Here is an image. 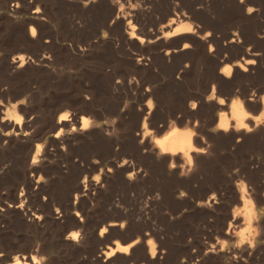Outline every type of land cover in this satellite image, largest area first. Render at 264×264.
I'll return each instance as SVG.
<instances>
[{"label": "rangeland", "instance_id": "obj_1", "mask_svg": "<svg viewBox=\"0 0 264 264\" xmlns=\"http://www.w3.org/2000/svg\"><path fill=\"white\" fill-rule=\"evenodd\" d=\"M86 1L0 0V120L15 109L22 128L0 122V135L12 134L0 140V264H264L263 125L238 143L215 132L240 96L232 89L264 96V0ZM120 6L126 19L114 18ZM173 9L195 29L177 44L187 48L166 56L163 44L128 39L126 22L158 34L178 18ZM244 50L254 63L235 85L222 83ZM23 55V67L12 63ZM174 126L205 138L191 172L157 156ZM125 242L135 243L128 255H103Z\"/></svg>", "mask_w": 264, "mask_h": 264}, {"label": "bare ground", "instance_id": "obj_2", "mask_svg": "<svg viewBox=\"0 0 264 264\" xmlns=\"http://www.w3.org/2000/svg\"><path fill=\"white\" fill-rule=\"evenodd\" d=\"M88 1H94V0H87L86 3ZM89 2V4H90ZM170 4V3H169ZM121 5V4H120ZM176 5V4H175ZM172 6V5H171ZM173 7V6H172ZM177 7V6H176ZM118 8V7H117ZM122 6H120V8H118V12L116 13L115 17L114 18H118L119 16H121L123 19V17L125 18L126 15H128L127 12L125 11H122ZM171 8V7H170ZM174 8V7H173ZM172 9V8H171ZM169 11V9L167 10ZM171 11V10H170ZM182 11V10H181ZM131 12V11H130ZM170 13V16L171 15H175L177 16L178 18H173L171 19L170 21H168L165 25H162L161 27L162 28H165V29H161L160 30V33L158 31V34H155L154 35L151 33V32H146L145 33V37H142V36H139L137 34H135L134 32V28H135V25H133L130 21L129 22H126L127 23V27H128V30H127V34H128V39L132 40H136L139 44L141 45H145V44H163L162 47L165 48V55L166 56H169V55H174L173 53H176V52H179L180 50H183L184 48H187L188 47V44H183V46L181 48H178L177 44L179 43V41H184V40H187L190 38V35H193V33H195V29L193 28V24L190 23V22H187V20L189 21L190 17L187 16L186 14H181L178 15L176 13V9H173V11L169 12ZM132 17V16H131ZM120 18V17H119ZM129 18V17H128ZM126 19V18H125ZM118 20V19H117ZM132 20V19H131ZM199 27V26H198ZM144 30V29H143ZM142 30V31H143ZM146 30V29H145ZM141 31V32H142ZM31 37H34L35 35V30L34 29H31ZM144 33V32H143ZM210 35L209 32H207L206 34L204 35H198L202 40H205V42L207 41L206 39L208 38V36ZM176 39V40H174ZM235 41V39H232L231 42ZM213 48L210 47V51L212 50ZM185 51V50H184ZM183 51V52H184ZM185 53V52H184ZM264 53V52H263ZM243 54L245 55H250L251 53L247 50H244L242 51V56ZM253 54V53H252ZM262 54V53H261ZM260 53H254L253 55L255 57H258L261 55ZM175 56V55H174ZM245 56H243L242 60L243 62H237V63H233V64H226L222 70L220 71V74L221 75L220 77V81H222V83H227V84H232V85H235V81L232 80V78H234L235 75H243L245 76L246 75V71H248L247 69V65H250L251 63H254V62H249L250 60H247L244 58ZM16 59L13 58V64L16 63L18 64V67L21 68V66L23 67V64L26 62V59L23 56H18V57H15ZM227 59V58H226ZM252 61V60H251ZM223 63H226L227 61H222ZM222 63V64H223ZM229 63V62H227ZM221 65V64H220ZM224 65V64H223ZM25 66V65H24ZM186 66V65H185ZM185 66H184V69H185ZM17 67V69H19ZM226 69L230 70V71H226ZM219 80V79H217ZM234 81V82H233ZM238 88V85L236 84V86L234 88ZM241 87V86H240ZM206 88V87H205ZM215 88L216 86L212 88V94H211V97L214 96V92H215ZM242 89L244 87H241ZM208 89V88H206ZM217 89V88H216ZM220 89V88H219ZM240 89V88H239ZM149 90V89H148ZM147 90V91H148ZM244 91V90H243ZM247 92V91H246ZM218 93H221V91L219 92L218 90ZM231 94L233 93H236V94H239L240 96H238L237 99H234L230 102V114L227 115L226 113H222L220 114V116L218 117V121H217V125L215 127V132L216 134L217 133H220L221 135H230V134H234V135H231L233 136L234 138L237 139V143L242 141L244 138H246L248 135H250L252 132H254L255 130H257L259 127H262L261 125H263V128H264V96L260 97L258 99V97L256 98L255 96L251 95V96H247V94H243V93H240L234 92V89H232L230 91ZM229 93V94H230ZM245 93V92H244ZM223 94V93H222ZM225 94V93H224ZM228 94V93H227ZM207 95V94H206ZM193 97V96H191ZM237 97V96H236ZM191 99V98H190ZM194 99V98H193ZM192 99V100H193ZM201 99V98H199ZM204 101V100H203ZM252 102L254 103H259V105L262 106L263 108V112L260 114V115H253L251 114V112H249L247 110V108H251L254 107V106H257V104H253ZM211 103V102H210ZM216 104H217V107L220 109L223 108L226 103H225V99L222 98V97H217L216 98ZM215 104V105H216ZM197 104L196 103H192L190 105V109H195V106ZM209 105V104H208ZM214 105V104H213ZM254 105V106H253ZM152 106H153V103L152 101H149L148 103V109H149V112L148 113H151L150 110L152 109ZM260 107V106H259ZM258 108V107H257ZM193 111V110H192ZM1 112V111H0ZM3 113V112H2ZM258 113V112H257ZM195 114V113H194ZM4 115V114H3ZM148 115V114H147ZM62 117H66V118H63ZM195 118V117H194ZM68 119V115L67 114H62L60 115V118L59 120L57 121V125L59 127V125H66L65 121H67ZM146 121V120H145ZM215 121L214 119L212 120V122ZM0 122L3 124V127L7 130L9 128L12 129V131L16 128L17 130H21V119L18 117L17 113H16V110L14 109L12 112L7 110L6 114L4 117L1 118ZM144 122V121H143ZM211 122V123H212ZM83 127H82V130H86L87 129V126H88V123H86V121H84L83 119ZM147 123V122H146ZM145 124V123H144ZM171 125V124H170ZM173 126V124H172ZM27 127V126H26ZM61 127V126H60ZM169 127V125H168ZM178 127V126H177ZM171 129V130H170ZM170 132H168V134H166L165 137H163V139L159 140L157 143V156H161L160 158H165L167 157L169 159V168L173 169L174 166H176L177 164L174 163V159H176L178 161V169L182 171L185 170L186 171H189V169L192 167V164H193V160L198 156V155H201V153H204L206 152V149L202 146V143L205 142V138H202L199 140V138H196V133L194 131V129H188V128H185V129H179V128H176L175 126L172 128H170ZM16 131V130H15ZM14 132V131H13ZM12 132V133H13ZM71 132V131H70ZM147 130L145 129L144 131V134L142 135V138L147 134ZM16 133V132H15ZM25 133V132H24ZM28 133V131H27ZM53 134V133H52ZM61 134V133H60ZM219 134V135H220ZM11 132L10 131H6L4 132V134H1L0 135V140L2 138H5L7 140L10 139L11 137ZM17 135H20V134H17ZM54 135V134H53ZM59 133L55 134L54 136H51L53 138V140H56L57 138H59ZM40 137V136H38ZM50 137V138H51ZM228 137V136H227ZM52 138L50 140V142H53L52 141ZM4 139V140H5ZM19 139V138H18ZM145 139V138H144ZM49 142V141H48ZM40 150L36 151L34 156H33V159H32V162H31V166H33L35 164V162L37 161V155L39 154ZM156 153V152H155ZM154 155V154H153ZM163 156V157H162ZM159 158V159H160ZM166 158V159H167ZM126 162L123 161V163L121 164V166H123ZM124 166H127V165H124ZM128 168H131L130 166L127 167V170ZM177 168V167H176ZM175 169V167H174ZM130 170V169H129ZM191 170V169H190ZM191 172V171H189ZM194 173V172H193ZM191 174V173H190ZM185 176V174H183ZM188 175V174H187ZM129 176V175H127ZM195 178V176H192L191 179ZM200 178V177H199ZM195 180V179H194ZM198 182V181H197ZM94 183V182H93ZM193 183V182H192ZM191 183V184H192ZM97 182L93 185V187H97ZM86 185V184H85ZM193 186V185H192ZM195 186V185H194ZM80 187V186H79ZM84 187V186H83ZM93 188V189H94ZM101 189V188H100ZM241 201L244 205V208L246 207V210H245V214L243 213V217H245V222L250 224L253 219H254V216H255V209H254V206L252 204V202L248 201V198H246V190L245 188H242L241 190ZM159 197V196H158ZM209 200V198H208ZM207 200V201H208ZM212 200V199H211ZM206 201V202H207ZM21 204V203H20ZM22 206L21 205H18L17 207H20ZM118 206V205H117ZM76 215V214H75ZM239 215V214H237ZM77 216V215H76ZM236 217L233 216V219ZM237 218V217H236ZM232 225V223H230ZM230 224H229V227H228V230L230 229ZM119 224L118 223H110L108 226L109 227H114V226H118ZM233 226V225H232ZM115 228V227H114ZM232 228V227H231ZM228 230H226L225 233H228ZM107 231V228L104 227L102 230H101V236ZM230 232V231H229ZM75 234V232H74ZM230 235V233H229ZM245 235V234H244ZM69 237H71V239L74 241L77 236L76 235H69ZM68 238V237H67ZM69 239V238H68ZM71 240V241H72ZM78 240V239H77ZM130 240V239H129ZM129 240H125L126 242H128ZM244 240V239H242ZM125 242V244H126ZM138 242V241H137ZM135 241V243H137ZM243 242V241H242ZM134 242H129L127 243L126 245H122V244H119L117 243L116 244V247L113 249V250H107V251H103V255L106 257V258H110L111 256L113 257V255L115 254H125V255H128L129 251L131 250L130 248L134 247L135 245ZM249 245V244H248ZM152 246V245H151ZM155 249L154 247H151L150 249V253H149V258L150 260H152L154 257H155ZM18 258V257H17ZM155 259V258H154ZM23 261V260H22ZM12 264H22L20 262V259H16L14 260V262ZM24 264V262H23Z\"/></svg>", "mask_w": 264, "mask_h": 264}, {"label": "snow or ice", "instance_id": "obj_3", "mask_svg": "<svg viewBox=\"0 0 264 264\" xmlns=\"http://www.w3.org/2000/svg\"><path fill=\"white\" fill-rule=\"evenodd\" d=\"M226 71H230V70L226 69ZM63 118H66V117H62V119H63Z\"/></svg>", "mask_w": 264, "mask_h": 264}]
</instances>
